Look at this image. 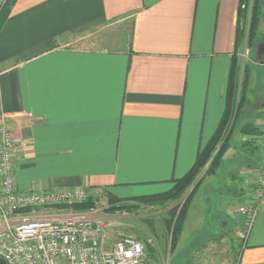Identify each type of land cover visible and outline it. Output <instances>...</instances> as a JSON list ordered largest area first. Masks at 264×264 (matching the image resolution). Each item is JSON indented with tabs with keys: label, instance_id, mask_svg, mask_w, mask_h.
<instances>
[{
	"label": "crops",
	"instance_id": "0c3cea01",
	"mask_svg": "<svg viewBox=\"0 0 264 264\" xmlns=\"http://www.w3.org/2000/svg\"><path fill=\"white\" fill-rule=\"evenodd\" d=\"M238 9L239 0H15L0 30V120L14 135L18 187L169 190L223 115ZM255 47L247 64L264 68V0ZM245 106L259 144L264 79L252 71ZM245 139L234 135L225 164ZM253 151L239 205L260 164ZM228 198L243 240L237 264H264V203L247 232Z\"/></svg>",
	"mask_w": 264,
	"mask_h": 264
},
{
	"label": "built area",
	"instance_id": "2783aa9c",
	"mask_svg": "<svg viewBox=\"0 0 264 264\" xmlns=\"http://www.w3.org/2000/svg\"><path fill=\"white\" fill-rule=\"evenodd\" d=\"M7 0H0V8ZM15 139L0 120V258L6 264H148L145 244L109 215L108 193L78 189L22 190L15 176ZM261 159L239 211L248 232L264 203V133ZM95 201L88 211L72 204ZM121 213V212H119ZM122 213H128L123 211ZM246 232V233H247Z\"/></svg>",
	"mask_w": 264,
	"mask_h": 264
},
{
	"label": "rangeland",
	"instance_id": "374dc122",
	"mask_svg": "<svg viewBox=\"0 0 264 264\" xmlns=\"http://www.w3.org/2000/svg\"><path fill=\"white\" fill-rule=\"evenodd\" d=\"M116 26L118 24H115L114 27L116 28ZM125 38H128L127 32ZM257 49L258 47H255L250 54H248L247 46L241 49L242 66L251 57L256 58L257 61L259 54ZM249 67L255 75V80L258 78V81L261 82L264 79V68L252 63ZM258 88L259 85H257L256 90ZM253 111L249 106H245L239 116L238 126L250 120ZM236 134L237 131L234 135ZM246 149L250 150L244 145L236 147L235 150L238 152L236 153V160L229 161L227 164L224 163L214 175L206 174L207 167L198 175L197 180H202V187L190 206L179 246L171 254V237L162 220L169 217L170 211L177 206V202L166 200L150 205H140L127 214L122 212L115 213L113 216L111 213L109 214L117 220L122 231L137 237L145 244V247L149 245L155 249V256L149 258L148 264H235L239 259L238 254L243 240L234 233L230 226L229 216L226 214L227 205L225 206L224 200L225 196L228 198L230 194H227L225 185L227 182H231L232 174L236 173L243 177L241 167L244 166ZM228 152L229 150L225 155ZM253 155H257V150ZM234 182H237V185L246 186L244 178L242 180L239 178ZM250 187H252V183ZM233 197L235 203L230 205L232 210L240 208L245 202L243 199L242 204L239 205L240 196ZM109 214L106 212V214L102 213L101 215ZM242 235L245 236L244 232Z\"/></svg>",
	"mask_w": 264,
	"mask_h": 264
},
{
	"label": "trees",
	"instance_id": "16d2710c",
	"mask_svg": "<svg viewBox=\"0 0 264 264\" xmlns=\"http://www.w3.org/2000/svg\"><path fill=\"white\" fill-rule=\"evenodd\" d=\"M14 2L15 0H7L0 8V30L11 13ZM261 16L262 0H239L237 37L235 50L231 57L225 109L214 134L206 145L199 150L191 169L183 177L176 178L173 186L165 192L130 198H120L108 192L109 207L106 211L111 214L123 211L129 212L140 205H150L166 200L177 202V206L170 211L169 217L162 220L167 233L171 237L170 254L176 251L179 246L190 206L202 187V180H197L198 175L206 167V174L210 176L221 169L224 164L225 154L236 131L246 138L242 143L245 147L254 150L253 153L259 149L258 134H260L261 129L251 121L244 122L238 126L239 116L248 101L251 74L247 63L242 66L239 52L245 44L249 53L255 48ZM255 157L250 155L251 160ZM239 178L240 180L243 179L236 173L231 175V182H227L225 185L227 194L232 196L242 195L243 192L241 193V191H244L246 186L243 187L234 182ZM94 205L95 201L90 197L84 203L72 204V208L77 211H88ZM146 251L149 258L155 256L153 247L148 245ZM238 255L240 256V251ZM238 262L239 259L235 264Z\"/></svg>",
	"mask_w": 264,
	"mask_h": 264
},
{
	"label": "water",
	"instance_id": "95a60500",
	"mask_svg": "<svg viewBox=\"0 0 264 264\" xmlns=\"http://www.w3.org/2000/svg\"><path fill=\"white\" fill-rule=\"evenodd\" d=\"M0 264H6V261L2 258H0Z\"/></svg>",
	"mask_w": 264,
	"mask_h": 264
}]
</instances>
